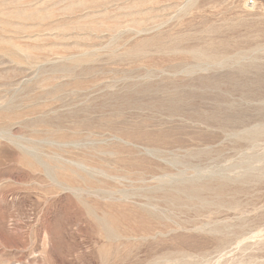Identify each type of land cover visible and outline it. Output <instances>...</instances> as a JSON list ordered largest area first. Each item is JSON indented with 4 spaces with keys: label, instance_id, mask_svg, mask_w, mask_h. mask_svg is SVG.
Returning a JSON list of instances; mask_svg holds the SVG:
<instances>
[{
    "label": "rangeland",
    "instance_id": "374dc122",
    "mask_svg": "<svg viewBox=\"0 0 264 264\" xmlns=\"http://www.w3.org/2000/svg\"><path fill=\"white\" fill-rule=\"evenodd\" d=\"M0 264H264V0H0Z\"/></svg>",
    "mask_w": 264,
    "mask_h": 264
},
{
    "label": "bare ground",
    "instance_id": "6f19581e",
    "mask_svg": "<svg viewBox=\"0 0 264 264\" xmlns=\"http://www.w3.org/2000/svg\"><path fill=\"white\" fill-rule=\"evenodd\" d=\"M248 135V134H247ZM253 135H254V133H253Z\"/></svg>",
    "mask_w": 264,
    "mask_h": 264
}]
</instances>
